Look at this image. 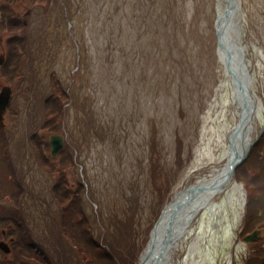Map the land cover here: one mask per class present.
<instances>
[{"label":"rangeland","instance_id":"obj_1","mask_svg":"<svg viewBox=\"0 0 264 264\" xmlns=\"http://www.w3.org/2000/svg\"><path fill=\"white\" fill-rule=\"evenodd\" d=\"M240 5L241 44L262 107L255 142L233 173L238 188L201 211L171 264H249L244 237L264 235L244 222L250 190L264 184V0ZM17 17L25 25L13 40L16 54L8 50L12 33L0 28L7 62L0 84L13 87L0 138L18 167L17 175L13 163L12 173L0 172V200L17 195L21 181L26 193L22 207H1V221L20 218L53 264H78L61 227L66 203L80 200L84 215L75 217L87 219L90 238L115 252L116 264H140L166 205L229 158L240 108L221 61L215 9L209 0H0V22ZM56 79L69 98L54 93ZM51 93L66 113L57 106L50 115ZM54 134L65 136L55 156Z\"/></svg>","mask_w":264,"mask_h":264},{"label":"bare ground","instance_id":"obj_2","mask_svg":"<svg viewBox=\"0 0 264 264\" xmlns=\"http://www.w3.org/2000/svg\"><path fill=\"white\" fill-rule=\"evenodd\" d=\"M228 1L229 0H209V3L212 11L215 9L216 26L221 30L223 39L228 46V50H230V53L232 54L231 63L233 68L237 71L242 70L250 79L246 56L244 55L245 52L243 54V52L241 53L238 50V47H241L242 45V10L238 9L228 21L220 20L226 10ZM242 49L244 51V48ZM220 57L226 67L227 57L222 49L220 51ZM226 71L229 74L227 67ZM250 88L251 92L254 94L251 84ZM234 98L237 107L241 110L242 102L239 99L238 94L235 93ZM261 110L262 107L257 103L255 117L261 112ZM255 117H253L252 120H246V124L248 123L249 126L244 133L245 136H243V133L241 132L238 133L239 148H241L242 143L248 145L254 140V133L256 130L254 128ZM233 159L234 154L230 152L228 161L224 166L214 169L212 172L199 178L196 183L190 184L178 192L174 202L168 207L155 229L152 242L147 247L142 257V264H171L172 254L178 250L180 241L187 234L192 222L201 211L206 209L211 201L227 188L231 187L232 190L238 188V183L234 180L233 175L229 177L227 175L229 164ZM172 217H174V222L173 225H171L170 230H172V234L175 235L176 239L174 243L167 248L166 252L161 256L158 254L156 257V249L159 250V248L163 246V239L168 227L167 224ZM155 244L158 245L156 249L153 248Z\"/></svg>","mask_w":264,"mask_h":264},{"label":"trees","instance_id":"obj_3","mask_svg":"<svg viewBox=\"0 0 264 264\" xmlns=\"http://www.w3.org/2000/svg\"><path fill=\"white\" fill-rule=\"evenodd\" d=\"M38 0H32L33 4H36ZM33 11L34 8L32 7ZM4 13V12H3ZM9 20V21H8ZM6 22L1 21L0 22V28L3 30L9 29L8 32L12 33L10 39H9V54L10 56L16 54V50L19 48V42H14L13 40L16 38L17 35H19V31L23 28L21 25H25L24 21L22 24V21L19 17L15 19H8ZM14 21V22H13ZM8 28H7V25ZM21 36V35H20ZM20 58L23 59V54L20 52L19 54ZM7 64V62H6ZM5 63L3 65H6ZM17 72V70H16ZM16 72L12 71L13 74ZM17 74V73H16ZM18 75V74H17ZM54 84V93L58 92L60 95L66 96L69 98V94L66 92L65 89L61 88L59 89L57 86L62 85L59 80L56 79V81H53ZM56 100L54 94L51 93V96L49 97V101L52 102V104L49 106L50 109V115H53L54 111H58V107L63 110V106L60 107V105L56 106ZM55 103V105H54ZM63 105V104H62ZM66 113V110H63ZM60 113H58V116ZM264 151V148H263ZM264 161V160H263ZM264 162H262V165ZM264 166V165H263ZM238 172V170H236ZM261 179L264 180V169L261 168ZM247 183H249L252 187H256L257 183L253 180H247ZM261 181H259L258 184H260ZM264 183V182H263ZM80 189L84 190L83 184L80 183ZM261 194V195H260ZM259 195L260 198L257 196ZM263 195V196H262ZM68 196L64 199H61V203H64L68 201ZM80 200L77 202H70L69 201L65 205L64 214H63V222H62V231L65 232L67 235L71 237V242L74 245V255L76 256V259L78 261V264H116V258H115V252L111 251L109 248H106L102 245V243L93 237L90 238L89 233L87 231L88 222L87 219H80V221H77V218L75 215H84L83 214V208L81 207ZM77 208V209H75ZM260 212V213H259ZM86 217V216H85ZM245 224L247 222L253 221V223H256L255 226H262L264 227V184L259 189V192H252L250 190L249 193V201L247 204V212L246 216L244 217ZM73 221H77V225H79V228L81 229L79 232H74L75 224ZM18 229L19 231H23L22 236L19 238L18 243V252L21 255L20 264H53L52 261L42 252H40L37 247L35 246V243L31 240L28 233L25 232L24 227L22 225V221L20 218H18ZM108 242V241H107ZM112 245V244H111ZM252 252L249 257V264H264V239L262 241L252 243ZM90 252V253H89ZM33 259V260H32Z\"/></svg>","mask_w":264,"mask_h":264},{"label":"water","instance_id":"obj_4","mask_svg":"<svg viewBox=\"0 0 264 264\" xmlns=\"http://www.w3.org/2000/svg\"><path fill=\"white\" fill-rule=\"evenodd\" d=\"M240 9V0H229L227 3L226 10L224 11L222 17L220 20L228 21L230 17L236 13V11ZM217 39H218V46L219 50L221 49L226 53L227 57V62H226V67L227 70L231 76L232 80V86L236 94H238L239 99L242 102L241 105V110L239 114V121L237 125L229 132L228 135V140L230 143V152L234 154V159L230 162L229 167H228V177L231 176L234 172V170L247 158V155L249 153L250 148L254 144L255 140L251 141L248 145H245L242 143L241 148L238 146V133L241 132L243 133L242 135L245 136V132L247 131L248 128V123L246 124V120L248 119H253L256 114V106H257V100L255 95L251 92L250 84L251 81L247 77V75L241 70L237 71L233 68L231 60H232V54L230 53V50H228V46L226 45L224 39H223V34L221 30L217 27ZM241 47H238V50L243 54L244 51ZM245 55V54H244ZM1 62V60H0ZM11 92L12 89L10 86H6L3 88L2 92L0 93V116L3 118V114L7 109V105L10 101L11 98ZM264 131V129L261 131V133ZM260 133V134H261ZM51 144H52V154L56 155L64 146L65 144V138L63 135L60 134H55L51 136ZM176 198V197H175ZM175 198L171 200L165 207L160 219L154 226L153 232H152V238L153 234L155 232V229L157 228L158 224L160 223L164 213L168 209V207L174 202ZM174 222V217L169 219V222L167 224V231L165 233V237L163 239V246L159 248V250L156 249L158 245H154V249H156L157 255L159 254L160 256L166 252L167 248L174 243L176 237L175 235L172 234V230H170L171 225H173ZM261 233L260 229L255 230L254 232L248 234L247 236L244 237V240L246 242H256L261 240L263 237L260 236L259 234ZM149 243V245H150ZM5 243H0V246L5 249V251H9V248L3 247ZM148 245V246H149ZM153 249V250H154ZM143 261L141 259L140 264H142Z\"/></svg>","mask_w":264,"mask_h":264},{"label":"flooded vegetation","instance_id":"obj_5","mask_svg":"<svg viewBox=\"0 0 264 264\" xmlns=\"http://www.w3.org/2000/svg\"><path fill=\"white\" fill-rule=\"evenodd\" d=\"M7 85L9 84H0L2 89L3 87ZM12 95H13V87H12ZM9 106H10V103L7 106V109L3 114V118L0 116V128L6 124V117L9 112ZM0 136H1V129H0ZM12 163H13V167L15 171L12 170ZM7 168L8 169L10 168L11 171L8 172ZM17 168L18 167L16 166L12 156L11 155L9 156V154L7 153L6 139L0 138V172H1V175L12 173V171H13V175H17L18 174ZM19 173L22 174L23 172H19ZM20 187H21L20 188L21 191L17 193V195H15L14 194L15 192H13L10 194V196L6 195V197L3 200H0V209L4 205H8L9 209H11L16 203L18 204L17 207H19V205L22 207L21 201H22L23 196L26 193V186L24 185L22 181L20 183ZM17 225H18V218L15 217V215L11 217H6L2 219V221H1V216H0V243H5L3 244L4 245L3 247L9 248V251L7 252L5 251L4 248H2V246H0V264H16L17 257L21 259V255L18 252L19 251L18 243H19V238L23 237L22 236L23 231L22 230L19 231ZM22 225H23V222H22Z\"/></svg>","mask_w":264,"mask_h":264}]
</instances>
